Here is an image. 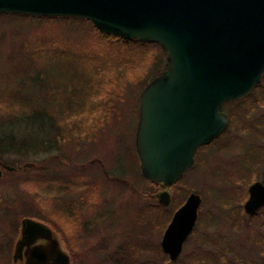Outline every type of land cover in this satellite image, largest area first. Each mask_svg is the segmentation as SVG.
I'll list each match as a JSON object with an SVG mask.
<instances>
[{"label":"rangeland","instance_id":"1","mask_svg":"<svg viewBox=\"0 0 264 264\" xmlns=\"http://www.w3.org/2000/svg\"><path fill=\"white\" fill-rule=\"evenodd\" d=\"M78 25L73 24L67 31L62 29L58 36L53 30L61 26L56 22L0 15V82L3 86L9 90L15 88L13 92L47 98V87L51 83L59 88L58 97L67 102L71 91L57 80V76H70L73 72L63 71L58 65L50 67L38 57L29 60L28 56H32L31 46L41 48L40 41L53 39L59 41V50L72 47L73 50L98 52L97 34ZM28 45L29 48L26 47ZM104 45L109 49L108 44ZM41 82L48 84L40 87ZM144 86L127 83L123 89L125 95L122 101H117V111L111 118L87 119L77 133L74 134L73 128V136L80 138L71 144L66 143L57 152L23 159L12 156L6 158L8 163L1 160L16 171L3 170L0 179V235H4L0 237V264H13L20 221L26 218L44 223L54 231L70 256L71 264L169 262L166 254L155 249L161 246L165 231L161 235L154 234L135 218L143 205L156 204L154 196L162 191L142 177L135 150L140 96ZM79 92L80 98L87 95ZM256 98L254 94L252 100ZM251 107L234 103L226 106L223 112L233 115L232 119L229 116L231 121L227 132L217 142L198 150L195 164L183 177V184L171 190V196L182 194L183 197L187 193L185 189H191L184 203L193 192L202 197L199 219L184 245L180 264H264V208L260 215L248 216L244 212L248 198L240 209L236 202L239 199L222 200L231 191L248 189L253 183H263L264 180V167L254 161L251 151L264 141V128L254 123L256 118L264 116V107ZM247 113L249 118H243ZM19 160L25 162L22 165L10 164ZM27 163L44 165V168L26 170L23 166ZM56 177L68 183L69 194L66 190L57 192V187L47 185L49 179ZM90 185L96 190L94 202H91L90 195H84L92 188ZM60 203L67 208L71 204L72 207H81L85 212L82 219L85 228L76 233L78 240L82 241L71 243L72 251L67 248L62 234L68 233L72 239L73 229L64 226L60 220L61 231L57 233L43 219V216L55 217L52 208L60 207ZM203 256L207 261L202 262Z\"/></svg>","mask_w":264,"mask_h":264},{"label":"water","instance_id":"2","mask_svg":"<svg viewBox=\"0 0 264 264\" xmlns=\"http://www.w3.org/2000/svg\"><path fill=\"white\" fill-rule=\"evenodd\" d=\"M0 14L86 19L103 34L155 43L167 69L140 96L135 150L142 177L161 188L158 201L194 166L198 150L230 124L222 107L246 98L264 77V0H0ZM3 170L16 171L0 161ZM191 193L166 228L162 251L176 262L199 219ZM264 208V184L248 188L244 212ZM20 264H71L54 231L24 219L14 250Z\"/></svg>","mask_w":264,"mask_h":264},{"label":"trees","instance_id":"3","mask_svg":"<svg viewBox=\"0 0 264 264\" xmlns=\"http://www.w3.org/2000/svg\"><path fill=\"white\" fill-rule=\"evenodd\" d=\"M17 16L22 17L24 15ZM36 19L42 22H56V24H59L61 28L53 30L58 36L61 31H67L73 24H79L78 26L80 27L90 28L99 37L97 43L99 44L98 47L100 50L98 52L89 49L82 51V49L77 48L73 50L72 47L69 49L65 47L64 50H59V48H57V46H59V41L54 39L52 41H40L41 48H34L31 46L32 56H28L29 60L38 57L45 61L50 67L58 65L63 71L73 72L70 76H57V80L63 82L62 84L65 88L71 91V95H69L67 102L66 100H61L57 93L59 88H57V85L54 86L50 83L47 87L49 97L28 96L19 91L13 92L15 88L13 90L7 89V87L3 86V82H0V105H2L0 106V161H5L6 158L12 156L22 158L30 155H49L57 152V150L62 149L63 145H66V143L71 144L72 141H76L80 138L73 136V128L75 129L74 134L77 133L79 126L84 124L87 119L93 121L96 117H102L103 119L108 117L111 118L113 113L117 111V101H122L125 95L126 91L124 92L123 89L127 83L136 85L143 84V86H147L149 81L151 82L153 79L163 74L168 67L167 54L158 44L143 43L139 40H126L105 35L101 33L92 22L86 19L68 17H36ZM75 44L78 43L75 42ZM104 44H108L109 49L105 47ZM26 47L29 48V45ZM63 76L65 77L64 81H62ZM47 84L48 83L44 84V82H41L40 87L46 86ZM79 91L87 95L80 98V94H78L80 93ZM254 94L257 96L256 100H252ZM232 103L247 105V107H264V77L261 84L258 85L249 96L242 100L224 105L222 110L224 111L226 106ZM229 116L231 119L233 118V115ZM243 118L248 119V113ZM254 123L258 127L261 126V128H264V116L256 118V122ZM257 130L258 129L255 131ZM224 135L225 133L216 139L214 143ZM259 141L261 140L259 139ZM263 143L262 145L253 147L251 151L254 161L264 167ZM23 162L25 161L19 160L18 162L10 164L13 165L17 163L22 165ZM23 167L26 170H42L44 165L27 163L24 164ZM10 173H15V171H10ZM105 174L107 176V172H105ZM118 181H120V179H118ZM183 181L184 179L174 187L183 184ZM47 185H54L53 188L57 187V192H64L65 190L68 194L71 192L70 187L66 186L68 183H65V180L60 177L49 179ZM85 185L87 186V183ZM90 187L92 186L90 185ZM94 190L92 187L84 194L85 196L90 195L91 202H94L96 198ZM190 191L191 189H185V193ZM236 191L229 192L222 200L231 201L239 199L236 202L238 205L237 207L240 209L244 201L248 198V189L246 187ZM186 194H184L183 197L182 194L172 195L171 202L167 207L160 204L159 201L155 199L156 204L148 203L143 205L135 214V218L145 228H149L151 232H154V234L161 235L171 222L175 211L184 203ZM72 204L76 203L72 202ZM72 204L69 205L68 208L62 206L61 203L60 207L57 205V208L52 205V207H54L52 208V213L55 217L52 216L49 218L43 216V219L48 222L57 233L61 231L60 220L63 221L64 226H70L73 229L72 239H69L70 234H62V239L65 241L70 251L73 250L71 243L76 244L77 241H82L78 240L76 236L77 231L85 228V223L82 220L85 212L82 211L83 209H80L81 207H72ZM93 205L96 206V204ZM262 211L263 210H260L258 215H260ZM3 236V234L0 235V237ZM155 249L158 253L165 254L160 245ZM203 257H205V259L202 262L207 261V257ZM172 264H180V260L178 259Z\"/></svg>","mask_w":264,"mask_h":264},{"label":"flooded vegetation","instance_id":"4","mask_svg":"<svg viewBox=\"0 0 264 264\" xmlns=\"http://www.w3.org/2000/svg\"><path fill=\"white\" fill-rule=\"evenodd\" d=\"M199 150H200V149H199ZM157 195H158V194H157ZM157 195H155L154 197L158 200ZM23 220H24V219H22V220L20 221V236H21V231H22V222H23ZM20 236H19V238H20ZM19 238L17 239L16 243L18 242ZM16 243H15V246H16ZM14 250H15V249H14ZM13 257H14V255H13ZM13 264H20V263H19V262L15 263V262H14V259H13Z\"/></svg>","mask_w":264,"mask_h":264}]
</instances>
